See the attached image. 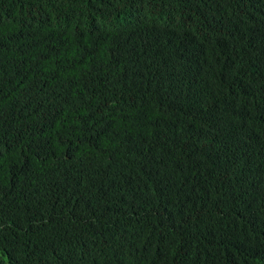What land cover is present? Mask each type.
Instances as JSON below:
<instances>
[{
  "label": "trees",
  "instance_id": "1",
  "mask_svg": "<svg viewBox=\"0 0 264 264\" xmlns=\"http://www.w3.org/2000/svg\"><path fill=\"white\" fill-rule=\"evenodd\" d=\"M0 264H264V0H0Z\"/></svg>",
  "mask_w": 264,
  "mask_h": 264
}]
</instances>
